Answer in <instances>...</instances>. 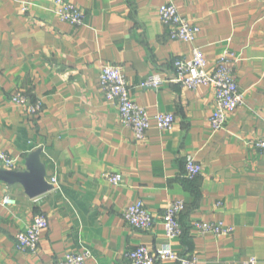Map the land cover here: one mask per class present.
Returning a JSON list of instances; mask_svg holds the SVG:
<instances>
[{"label":"crops","instance_id":"0c3cea01","mask_svg":"<svg viewBox=\"0 0 264 264\" xmlns=\"http://www.w3.org/2000/svg\"><path fill=\"white\" fill-rule=\"evenodd\" d=\"M66 1L83 13L82 26L59 20L55 0H28L25 12L16 0H0V151L16 160L8 170L23 171L26 157L41 148L53 186L30 198L20 184L0 181V264H58L84 250L85 264H113L139 245H169L195 264H242L248 257L264 264V151L253 145L264 141V0ZM168 1L200 28L195 44L207 71L224 50L238 57L232 76L243 101L222 129L210 127L213 87L191 90L170 81L174 60L190 56L193 44L171 38L160 22L159 6ZM103 64L121 67L131 99L146 108L144 139L120 123L116 105L104 98ZM151 73L163 82L140 86ZM18 94L41 103L39 113L12 101ZM156 113H172V127L160 129ZM188 155L202 167L193 181L186 177ZM106 173L120 174L121 182L111 183ZM4 197L14 204H2ZM177 199L185 204L182 235L167 239L161 217ZM137 200L153 216L144 230L122 217ZM36 212L48 227L34 253L21 251L15 235ZM198 221H223L234 230L200 234Z\"/></svg>","mask_w":264,"mask_h":264},{"label":"built area","instance_id":"2783aa9c","mask_svg":"<svg viewBox=\"0 0 264 264\" xmlns=\"http://www.w3.org/2000/svg\"><path fill=\"white\" fill-rule=\"evenodd\" d=\"M21 5V11L27 10L28 0H16ZM53 11L62 20L71 23H81V11L74 4L66 0H55ZM159 18L161 23L168 28L170 37L193 44L190 56L177 58L173 62L174 74L170 79L173 83H178L184 88L195 89L200 85L211 86L215 93V108L209 118L210 127L216 131L223 128L229 113H231L243 101V95L238 89V85L232 76V62L238 60L233 51L224 50L216 61L213 71H207V60L199 46L195 44L200 29L182 16L176 5L168 1L159 6ZM164 78L160 73H151L140 81L139 85L147 88H157ZM98 82L103 89L104 98L116 105L120 123L129 128L136 139L145 138L149 128V114L145 107L139 105L131 99L129 95V85L120 66L105 64L101 67ZM12 101L17 103H27L22 95L12 96ZM28 104V103H27ZM41 103L28 104L27 111L31 114L39 113ZM153 118L162 130H168L174 122L172 113H156ZM253 145L264 151V141H255ZM15 158L8 153L0 151V167L4 169L13 168ZM201 164L192 156L185 159V171L187 178H194L201 172ZM105 178L111 183H120L122 177L118 173H106ZM52 183L56 184V179L52 178ZM2 204L12 205L14 200L4 197ZM183 200L177 199L168 202L164 207L161 217L164 234L167 239H174L182 235V226L179 215L184 210ZM122 217L124 221L134 229L144 230L153 223L152 214L146 210L143 201L137 200L129 204ZM200 234L229 235L234 228L231 225L218 222L198 221L194 223ZM48 227V219L42 213L34 214L30 224L19 231L16 235V246L19 250L34 253L37 250L40 236ZM90 257L89 250L81 253L65 254L58 264H85ZM173 261L179 264H195L196 258H189L173 251L169 245L161 246L157 249H150L144 245L128 251L125 254V261H116L113 264H155L157 261ZM242 264H258L255 257H248Z\"/></svg>","mask_w":264,"mask_h":264},{"label":"water","instance_id":"95a60500","mask_svg":"<svg viewBox=\"0 0 264 264\" xmlns=\"http://www.w3.org/2000/svg\"><path fill=\"white\" fill-rule=\"evenodd\" d=\"M41 151L42 149L39 148L26 157L23 171L0 168V181L9 185L20 184L30 198L38 197L53 189V186L45 179V168L40 161Z\"/></svg>","mask_w":264,"mask_h":264},{"label":"rangeland","instance_id":"374dc122","mask_svg":"<svg viewBox=\"0 0 264 264\" xmlns=\"http://www.w3.org/2000/svg\"><path fill=\"white\" fill-rule=\"evenodd\" d=\"M71 3V2H70ZM73 4V3H72ZM75 5V4H74ZM76 6V5H75ZM77 7V6H76ZM78 8V7H77ZM80 10V9H79ZM81 11V10H80ZM82 13V12H81ZM54 15L59 19V20H61L62 22H65V20H62L61 18H59L56 14H55V12H54ZM83 19H84V15H83V13L81 14V23H71V22H68V21H66V23H69V24H71V25H73V26H76V27H80V26H82L83 24H84V21H83ZM160 19V18H159ZM161 22V21H160ZM200 29V28H199ZM199 34V33H198ZM105 64H103L102 66H104ZM112 65H115V64H112ZM117 66H119V65H117ZM121 68V67H120ZM101 69V68H100ZM40 110H41V108H40ZM227 121V120H226ZM226 121H225V123H224V125H223V127L225 126V124H226Z\"/></svg>","mask_w":264,"mask_h":264},{"label":"trees","instance_id":"16d2710c","mask_svg":"<svg viewBox=\"0 0 264 264\" xmlns=\"http://www.w3.org/2000/svg\"><path fill=\"white\" fill-rule=\"evenodd\" d=\"M35 102V101H34ZM34 102H32V103H34ZM187 179H190V178H187ZM192 179H194V178H192ZM192 179H190V181H193ZM195 180V179H194ZM37 213H42V212H36L35 214H37ZM42 214H44V213H42ZM45 215V214H44Z\"/></svg>","mask_w":264,"mask_h":264}]
</instances>
